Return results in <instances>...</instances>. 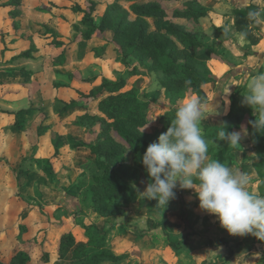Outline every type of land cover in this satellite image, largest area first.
Wrapping results in <instances>:
<instances>
[{
    "label": "rangeland",
    "instance_id": "1",
    "mask_svg": "<svg viewBox=\"0 0 264 264\" xmlns=\"http://www.w3.org/2000/svg\"><path fill=\"white\" fill-rule=\"evenodd\" d=\"M189 1L206 12L188 28L208 46L203 58L212 80L183 97L162 88L154 73L130 76L127 89H138L155 121L161 116L174 119L178 104L199 98L210 106L201 122L204 136V123L219 125L237 112L248 79L261 73L264 0H177L165 5L170 10L187 8ZM93 2L94 28L86 22ZM113 2L0 0V259L7 263L23 251L29 257L25 264H45L41 257L48 250L46 264H72L69 253L58 251L60 237L72 231L78 242L85 243L88 229L107 232L109 247L124 257L119 263L105 264H264V241L251 234H229L215 215L200 209L195 190L180 189L179 182L168 210L153 207L156 199L141 203L137 198L126 216L111 219L93 211L84 189L70 193L79 180L88 183L101 173L89 148L69 142L74 138L88 145L99 140L102 125H81L80 117L96 114L99 102L108 95L105 81L117 82L135 65V58L126 56L114 32L103 23ZM133 3L120 1L130 12ZM251 3L261 16L251 25L253 37L247 38L235 27L234 9ZM149 24L154 31L153 20ZM90 92L103 95L89 104L79 100L82 93ZM159 129L157 122L146 128L153 142ZM55 133L66 137L58 149ZM241 134L242 148L236 152L239 166L234 171L246 173L249 190L258 193L256 152L243 129ZM127 157L134 165L129 149ZM137 183L143 192L149 183L143 172ZM165 216L166 227L154 228ZM221 238L225 242L217 248L208 243Z\"/></svg>",
    "mask_w": 264,
    "mask_h": 264
},
{
    "label": "trees",
    "instance_id": "2",
    "mask_svg": "<svg viewBox=\"0 0 264 264\" xmlns=\"http://www.w3.org/2000/svg\"><path fill=\"white\" fill-rule=\"evenodd\" d=\"M121 0H114L109 6L103 23L106 28L114 32L115 39L121 44L127 57L135 58V65L130 69L128 76H122L117 82L105 81V90L108 95L103 98L97 107L96 114H85L80 117L81 125L88 123L93 126L102 125L98 142L85 144L74 138L69 142L74 147H87L95 155V166L101 172L94 175L86 183L84 179L73 185L70 193L77 195L83 190L91 200L92 209L105 219L126 216L131 203L138 198L137 191L132 187L135 183L140 190L137 178L143 172L149 182L148 173L142 164V155L147 146L153 141L148 131L142 130L151 124L159 123L156 138L166 132L173 120L170 116H161L155 121L148 113L149 102L138 95L136 87L127 89L130 76L154 73L159 84L173 96L183 97L194 88H202L212 80L209 74L208 61L203 58L207 55L208 46L199 39L195 30L188 28L189 22L199 23V19L206 15L205 10L198 8L193 1H189L187 8L168 9L166 1L177 0H128L134 2L131 12L123 8ZM86 12V22L95 27L92 11ZM258 6L251 3L245 7L234 9L235 27L239 33L252 38L251 25L254 19L249 17L250 12L258 11ZM16 10L13 12L15 15ZM149 20H153L156 29L150 30ZM91 33L88 34L90 37ZM142 65L143 67H141ZM264 73V66L260 69ZM185 81H190L186 84ZM102 92L82 93L79 100L86 103L94 102L102 97ZM254 109L242 104L237 112L229 115L219 125L204 123L208 142V157L210 160H219L233 170L239 166L236 152L241 146H229L226 141L218 140L221 130L226 132L241 131L246 128V142L255 149L256 157L253 167L257 173L255 183L258 193L264 195V132L255 131L248 123L255 120ZM246 124V126H244ZM50 126L45 127L48 129ZM66 143V137L55 133L54 145ZM128 149L133 153L135 164H131L127 157ZM58 151V150H57ZM180 187V186H179ZM180 189H182L180 187ZM145 199H140L141 203ZM153 207L158 205L153 200ZM168 210V205L162 206ZM167 217L154 223V228H165ZM87 242H78L72 231L65 232L59 240V253H69L72 264H105L106 262L119 263L123 256L109 247L107 232L95 234L94 231L85 232ZM225 242L209 240V245L217 248ZM250 248V247H248ZM29 261L23 251L17 252L9 262L0 259V264H25ZM50 261V253L45 250L41 257L42 263Z\"/></svg>",
    "mask_w": 264,
    "mask_h": 264
},
{
    "label": "clouds",
    "instance_id": "3",
    "mask_svg": "<svg viewBox=\"0 0 264 264\" xmlns=\"http://www.w3.org/2000/svg\"><path fill=\"white\" fill-rule=\"evenodd\" d=\"M260 16L259 11L249 13L254 20ZM246 87L242 103L251 106L256 116L248 123L255 131L264 132V73L249 78ZM208 107L195 96L175 107V116L167 131L150 143L142 155V164L149 176L146 189L141 192L135 183L132 187L139 199H156L158 205L166 207L176 198L174 189L179 182L181 188L195 190L200 209L215 215L229 234H251L264 241V195L249 190L250 178L246 173L208 157V142L201 128ZM243 132L247 134V129ZM217 139L238 147L242 134L224 129Z\"/></svg>",
    "mask_w": 264,
    "mask_h": 264
},
{
    "label": "crops",
    "instance_id": "4",
    "mask_svg": "<svg viewBox=\"0 0 264 264\" xmlns=\"http://www.w3.org/2000/svg\"><path fill=\"white\" fill-rule=\"evenodd\" d=\"M248 5H249V4H248ZM263 23H264V22H263ZM263 42H264V41H263ZM262 66H264V65H262ZM262 66H261V67H262ZM253 67H254V66H253ZM259 67H260V66H259Z\"/></svg>",
    "mask_w": 264,
    "mask_h": 264
}]
</instances>
